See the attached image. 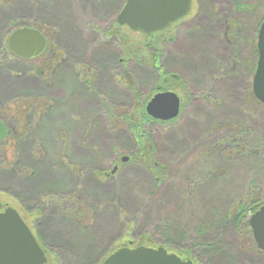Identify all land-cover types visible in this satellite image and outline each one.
<instances>
[{
	"label": "rangeland",
	"instance_id": "obj_1",
	"mask_svg": "<svg viewBox=\"0 0 264 264\" xmlns=\"http://www.w3.org/2000/svg\"><path fill=\"white\" fill-rule=\"evenodd\" d=\"M253 2L255 0H248L249 4ZM123 3V0H0V44L3 40L7 46L16 29L9 30L14 21L35 22V26L42 27L49 25L57 31L55 43L75 59L90 61L94 71L88 77L89 70L84 69V81H90L89 86L94 90L84 86L82 99L81 87L74 82L75 72L71 74L70 64L65 63L52 77L51 84H56L51 88L34 78L39 72L34 61L16 62L9 53L5 64L6 57L2 60L0 57V107H14L16 110L10 109V112L19 113L20 118L26 112L29 122L38 121L37 111H27L35 97L44 96L54 107L52 116L42 120L41 128L36 129L37 144L32 140L24 144V149L23 144L19 149L11 142L0 147L3 166L23 164L21 171L7 165L4 171L8 173L0 172V202L4 209L11 207L18 211L47 252L48 264H62L60 255L67 252L75 256L76 264H100L117 248H159L152 241L153 246L138 243L134 236L142 230L164 241L167 236L160 226L163 217L178 219L180 223L190 220L183 215L184 196L193 179L195 186L198 185L195 190L202 192L199 193L202 203L194 208L196 215L192 222L196 224L200 220L212 221L216 209L221 212L228 209L252 187L264 194V107L248 99L247 79L241 78L232 81L231 101L218 107L211 116L204 109L191 108L165 125L166 128L154 126L150 132L147 127L156 142L155 162L169 167L170 177L158 191L165 200L157 203L152 192L155 178L145 161L134 155L136 142L128 131L118 130L112 123L115 110L121 106L132 108L134 101L133 93L123 82L124 71L118 63L120 53L114 55L107 46L109 40L99 41L97 36L98 31L103 32L115 21ZM261 3L263 6L258 12L246 14L243 22L251 25L261 19L264 0ZM223 7L229 9L235 4L224 1ZM169 29L176 34L175 26ZM120 33L127 37L131 47L152 40L126 28ZM161 50L162 65H159L173 73L182 72V60H178L182 51L178 45H162ZM190 53L193 55L192 49ZM145 55L136 57V63L129 65L130 72L127 69L141 98L153 92L150 91L157 79V70L150 64L147 66V60H143ZM190 58L185 59V63ZM60 78H64L62 84ZM55 98L57 104H53ZM234 122L247 123L250 129L242 133L241 128L226 126ZM213 127L215 133L209 136ZM228 144L243 145L245 150L240 153L238 148L231 147L230 156ZM124 157H128V162L122 161ZM116 158H119V169L112 174V162ZM25 164L31 169L25 168ZM91 170H95L98 177ZM209 171L212 172L207 177ZM105 173L112 176L106 177ZM253 180L257 183L251 186ZM78 194L86 201L87 212L73 199ZM112 201H122L123 212ZM132 222L136 229L133 234ZM176 235L177 238L173 237L177 246L185 249L188 236ZM228 236L226 243L230 247L244 244V241L240 244L237 235L235 241L233 232ZM165 249L183 261L188 260L182 256L184 254ZM198 250L195 251L200 253ZM53 251L60 254L55 255ZM236 256L239 264H264V256L250 252L249 248L238 250ZM63 262L74 264L66 259Z\"/></svg>",
	"mask_w": 264,
	"mask_h": 264
},
{
	"label": "flooded vegetation",
	"instance_id": "obj_2",
	"mask_svg": "<svg viewBox=\"0 0 264 264\" xmlns=\"http://www.w3.org/2000/svg\"><path fill=\"white\" fill-rule=\"evenodd\" d=\"M224 1L234 3L235 7L225 9L223 7ZM261 1L262 0H255V2L249 4L248 0H190L189 9L186 14L177 21L169 23L162 30L153 33L138 31L152 39L149 43L157 45L158 41L155 39L159 37L162 39L161 46L172 45L173 43L177 44L178 48L182 51L181 57L178 56V60H182L183 71L178 73H173L167 67L161 66L162 55L143 58V60H147V66L153 61V66L151 68L157 70V79L153 90L150 91H153V95L147 99L145 110L149 102L157 94L174 93L179 99L178 117L184 111L191 110V108L195 110L204 109L207 115L211 116L212 113L217 111L218 107L222 108L231 101L232 81L241 78L247 79V95H254L253 79L259 60L258 35L260 27L264 22V13L262 12L261 19L251 25L243 22V17L246 14L254 15L257 13L262 5ZM240 17L241 19H239ZM117 18L106 30L103 32L98 31L97 36L99 41H104L105 39L109 40L107 46H109L114 55H119L120 53L118 63L122 65L123 71L125 72L127 69L129 71V65L131 63H136V56L134 55L127 59L121 57L120 31L122 28H126L132 32L137 31L131 30L127 26H120ZM174 26L177 31L176 34L169 29ZM40 32L47 40L46 48L40 56L32 60H27L34 61V67L39 69V72L37 71L38 75L34 78L43 81L47 87L53 88L56 82L51 84L52 77L63 68L65 63H68L70 64L71 74L75 72L74 82L81 87L83 99L84 86L87 90H94V88L89 86L90 81H84V69L89 70L88 77L94 74L92 66L89 65L90 61H79L73 56L66 54L67 52L55 43L56 37L52 41L53 46H49V41L51 40L46 37L44 31ZM161 46L157 48V51H162ZM118 49L120 51H118ZM191 49L193 50V55L190 53ZM247 52L249 54L245 56ZM191 55L192 57L190 58ZM188 58H190L189 62L185 63V59ZM159 63L161 65H159ZM72 79L73 78H71V80ZM63 81L64 78H60L61 84ZM94 87H96V85ZM64 88L66 92V87ZM57 92L60 91L57 90ZM65 92L62 91V93L66 94L67 92ZM33 100L35 107L33 111H35L34 113H36V111L38 113V121L35 122H29V117L26 112H21L23 118H20L19 113L12 114L10 112V109H14V107H9L7 109L3 105L0 107V121L7 129V134L1 143L9 138L12 127L8 121V117L10 116L14 119H18V123L22 124V130H20V136L18 138L9 142L25 143L31 140L37 141L38 135H36V133L38 132H36V129L41 128L42 120H46L52 116L51 112L54 111V107H52V104L46 100L44 96H37ZM54 101L53 104H57V98H55ZM259 103V105L264 107V104L261 102ZM18 110L17 108V111ZM116 115L117 113L114 112L113 118L115 120L118 119ZM147 117L148 120L145 127H148L150 132L153 131L152 129L154 126H163L166 128L165 125L171 124V122L175 120H157L148 114ZM213 132L215 133V127L212 128L209 136H211ZM136 145L138 146L137 143ZM145 146L151 153L149 157L154 158L152 155L154 153V138L152 134L149 135L148 133ZM231 147L238 148L240 153L243 151L240 144H228L230 156L232 155ZM118 159L119 158H116L115 161L112 162L113 170L119 169ZM156 165L158 164L156 163ZM211 172L212 171H209V174ZM104 175L106 177L112 176L110 173H105ZM43 250L45 251V249ZM45 253L47 254L46 251Z\"/></svg>",
	"mask_w": 264,
	"mask_h": 264
},
{
	"label": "trees",
	"instance_id": "obj_3",
	"mask_svg": "<svg viewBox=\"0 0 264 264\" xmlns=\"http://www.w3.org/2000/svg\"><path fill=\"white\" fill-rule=\"evenodd\" d=\"M123 2L124 3L121 7V10L125 6L126 0H123ZM21 22L23 21L17 20V21L12 22L10 24L9 30L11 31V28H14V27H16L15 30L21 27H31V28H35L40 31H44L46 37L51 40L49 41V46L51 47L53 46L52 41L55 39L57 35V31L54 28H52L49 25H45V27L35 26L34 24L35 22H29L27 24H22ZM42 25L44 26V24ZM120 39H121V48H122V56H121L122 58L127 59L131 56L133 57L135 55L137 57L142 54H146L144 57H152V56L161 55V51L160 50L157 51V48L160 47L162 44L161 38L157 39L156 37L155 40L158 41L157 45L148 43V44H137L138 45L137 46L136 44H134V48L130 46V43L127 41V37L121 33H120ZM151 49L152 50L156 49V52H151L150 51ZM147 51L149 53H147ZM9 53L10 55H13L8 49V44L7 46H5L2 40L0 44V57H2L1 60L4 57H6L5 59H3L4 60L3 63L5 64L7 63L6 62L7 56ZM14 58L15 60H17L16 62H24V63L29 62L27 60L19 59L16 56H14ZM150 65L153 66V61ZM122 78H124L123 82L130 88L131 92L133 93L134 101H133L132 108L130 107L129 109H127L121 106L119 107V109L115 110V112L117 113L116 117H118V119L115 120L113 124L115 125L114 127H116L118 130L128 131L131 137L134 139V141L138 144L136 153L134 155L135 156L138 155L140 159L144 160L146 166L150 169L151 173L153 174L155 178V185H154V190L152 192H153L154 197H156L157 199V203L160 204V203H163L165 199L161 198L158 191L163 186V184H165V182L168 180V177H170V175L168 171L169 167L163 164L156 165L157 163V162L155 163L156 160L153 157H149L151 153L149 149H147L145 146L146 139L148 138V133H149L147 131V127H145L146 122L148 120L145 107H146L147 99H149L152 96V94H149L144 98H141L139 92L136 89V84L133 81V79H131V76L129 75L127 70H125V72L122 73ZM248 99L257 104H260L254 95H248ZM33 101L34 100H32L30 104L34 106ZM33 106H28L27 111L28 110L33 111L34 109ZM17 120L18 119L16 118L14 119L12 116L8 117L9 124L12 126L11 132L9 134V138L5 142L1 143L0 147L4 143H8L9 141L16 139L20 136L19 132L20 130H22L21 129L22 124H19ZM226 126L230 128H235V129L241 128L242 133H246L250 129L247 123L240 124V123L234 122V123L226 124ZM28 142H25V143L11 142V143L17 144L19 149L22 148V144H23V149H24L25 148L24 144H27ZM34 142L35 144L38 143L37 141H34ZM155 144L156 142H154V150H155ZM241 149L244 151L245 146L241 145ZM3 155L6 156V154L4 153ZM7 165L9 167H12L11 169L16 170L17 172L23 169L22 167L23 164H20V162L13 163V164L7 163L5 166H3V162L0 161V166H1L0 172L4 171V169L8 167ZM25 165H26L24 166L25 168L27 167L30 168L27 164ZM4 172H7V171H4ZM90 172L94 176L98 177L97 174L95 173V170H91ZM10 174H14V173L11 172ZM207 175L209 176V173L206 174V176ZM15 177H16V174H15ZM194 183L195 182L193 179V182L190 181L188 185V180H187V185L189 186L188 188L190 190L188 193H185V196H184V199H185L184 203L186 206V210L183 215L187 216V218H189L190 220H186L180 223L178 219H175V218L169 219V218L163 217L164 220L163 221L161 220L160 226L165 236H167L166 240L163 241L161 239H158V237H154L152 235L150 236L148 232H143L142 230L138 229L139 231L134 236L135 241H137L138 243H146V244L149 243L151 245H152L151 243L152 241L158 247H163V248L165 247L170 251L177 252L179 254H184L182 256H185L186 259L191 260L193 262L200 261L202 264H216V263L239 264L237 260L236 252L238 250H245V248H249L250 252L264 256V252H261L255 244L252 231L249 225L250 217L256 211H258L261 207L264 206V197H263L264 194L262 192H257L260 189L252 187L253 189H251L248 193L244 194V196L241 197V199L233 201L231 206L228 207V209L224 210L223 212H221L219 209H216L215 210L216 212L214 211V215L212 216V221L209 220L210 222H206V220H200L199 223L196 224L192 222V220L195 219L193 217L196 215V210L194 208H196L195 206L201 205L202 202H201L199 193L201 194L202 192L200 190H195L196 187H198V185L195 186ZM255 183L257 182L253 180L251 182V186H253V184ZM6 193L9 194L10 191L8 190L6 191ZM73 199L77 200V203L79 204L78 206L80 207L84 206V211L86 212L88 211V206H87L86 201H83L82 199H80L79 194L78 196L73 197ZM112 202L116 204L117 209L120 212H123L122 201H112ZM205 212H206V215L209 214L206 210ZM79 214H81V212H78V215ZM131 225H132L131 232L133 234V229H135L134 222H132ZM192 231L194 232L191 233ZM230 232H233V234L235 235L234 236L235 241L238 238L240 244L243 241H244V244L239 245V243H237V245H235L236 247L235 246L230 247L229 244L226 243V238L227 237L229 238L228 234ZM178 233H179V236L180 235L182 236V238L188 236L187 239H188L189 245L187 244L185 249H182L181 247L179 248L177 246V242L175 239L177 238L176 234ZM210 233L212 234L211 236L209 235ZM172 234L176 238L173 237ZM236 235H237V238H236ZM227 242H230V241H227ZM118 249L120 248L112 250L110 254L107 256H110L112 253H114ZM197 249H199L198 252H200L201 254L196 252ZM53 252L55 253V255L60 254L57 251H53ZM64 256H67L68 259L65 258ZM107 256L104 257V259L105 258L107 259L108 258ZM60 258H62V264H64L63 259L70 260L71 261L70 263L76 264L75 256L71 252H67V254L65 255L63 254L60 255ZM100 264H103V263H100Z\"/></svg>",
	"mask_w": 264,
	"mask_h": 264
},
{
	"label": "water",
	"instance_id": "obj_4",
	"mask_svg": "<svg viewBox=\"0 0 264 264\" xmlns=\"http://www.w3.org/2000/svg\"><path fill=\"white\" fill-rule=\"evenodd\" d=\"M190 0H126L118 15L120 26L144 33L158 32L169 23L186 14ZM47 45L44 35L37 29L21 27L15 30L9 40L8 49L20 59L32 60L42 54ZM259 60L253 79L256 99L264 104V22L258 35ZM146 112L154 119L174 120L179 115V99L174 93H161L153 97ZM7 129L0 121V143ZM128 157L122 161L128 162ZM117 169L112 171L116 174ZM250 229L257 248L264 252V206L249 219ZM0 264H48L45 251L35 235L14 208H6L0 202ZM103 264H193L183 261L178 255L165 248H121L112 253Z\"/></svg>",
	"mask_w": 264,
	"mask_h": 264
}]
</instances>
